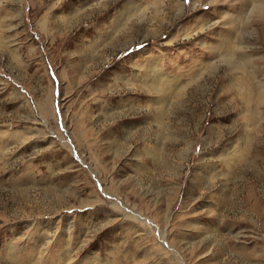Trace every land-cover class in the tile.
I'll return each instance as SVG.
<instances>
[{"label": "rangeland", "instance_id": "obj_1", "mask_svg": "<svg viewBox=\"0 0 264 264\" xmlns=\"http://www.w3.org/2000/svg\"><path fill=\"white\" fill-rule=\"evenodd\" d=\"M102 1L0 0V264H264L253 0Z\"/></svg>", "mask_w": 264, "mask_h": 264}, {"label": "bare ground", "instance_id": "obj_2", "mask_svg": "<svg viewBox=\"0 0 264 264\" xmlns=\"http://www.w3.org/2000/svg\"><path fill=\"white\" fill-rule=\"evenodd\" d=\"M36 1L37 0H34V2L36 3ZM41 0H38V2H40ZM92 2V1H94V0H84V2ZM105 0H103L101 3H100V7L102 6V3L104 2ZM159 1V0H158ZM241 1V6H242V8H246V7H248V0H240ZM157 2V1H156ZM253 2H254V4L251 6V12L250 13H252V15H254L256 18H258V19H263V22H264V0H253ZM115 5H117V4H115ZM129 5L131 6V7H128V8H126L123 12H121V11H117V13L113 16V18L111 19V21H109L110 23H109V28H110V32H115V33H117V34H120V33H122L123 34V32L125 33V31H124V24H122V21H123V17H124V15H125V13L126 12H128V13H133V12H135V11H137V10H139V9H137L138 8V6L135 4V3H133V2H130L129 3ZM34 6H35V4H34ZM155 7V6H154ZM51 9V8H50ZM85 9V8H84ZM155 9V8H154ZM143 11V10H142ZM155 11V10H154ZM86 12H83L82 14H85ZM144 13V12H143ZM154 14H153V16L150 18V23H152L153 21L154 22H159L160 20H161V18L159 17V11L157 12L156 11V13L155 12H153ZM46 15H48V13H46ZM78 15H80V14H75L74 16H73V18H78L79 16ZM104 15L105 14H101V15H99L97 18H99V19H101V18H103L104 17ZM142 15V14H141ZM243 14H239V16H242ZM143 16V15H142ZM125 17H126V15H125ZM124 17V18H125ZM127 17H131V15L130 16H127ZM135 17V16H134ZM139 17V16H138ZM144 17V16H143ZM128 18V19H129ZM143 19V18H142ZM47 22L48 23H56V22H58V20H55L54 18L52 19V18H50L48 21H47V19H45V16H44V20L40 23V26L42 25L43 27H45V24H47ZM127 23V22H126ZM149 23V24H150ZM235 23V22H234ZM39 26V27H40ZM66 26V25H65ZM123 28V29H122ZM42 30V29H41ZM91 30V28H85V30H84V33H87L88 31H90ZM89 33V32H88ZM91 48H94L93 47V45H90V46H83V47H81L80 48V50H81V57H83L86 53H87V49H91ZM234 52V51H233ZM233 52H232V54H233ZM229 55V54H228ZM231 56L229 55V58H230ZM229 58H228V60L227 61H229ZM230 60H231V58H230ZM230 63H232L231 61H230ZM233 64V63H232ZM147 66V65H146ZM149 67V66H148ZM148 67H146V68H148ZM232 67V66H231ZM149 70V69H148ZM151 73H153V71H150ZM150 80V79H149ZM151 80H152V84L153 85H151L152 87H154V88H160V91L162 90V88L165 86L166 87V85L167 84H164L163 83V81H162V79L161 78H159L158 77V75H157V73H153V75H152V78H151ZM163 84H164V86H163ZM167 93L169 92L168 90L166 91ZM165 92V95L167 94ZM170 94V93H169ZM173 94V93H172ZM258 203V202H257Z\"/></svg>", "mask_w": 264, "mask_h": 264}]
</instances>
